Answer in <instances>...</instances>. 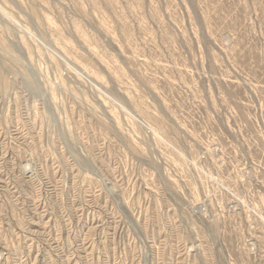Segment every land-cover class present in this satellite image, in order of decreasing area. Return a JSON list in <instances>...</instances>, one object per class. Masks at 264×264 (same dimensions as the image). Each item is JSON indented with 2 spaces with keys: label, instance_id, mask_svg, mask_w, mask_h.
<instances>
[{
  "label": "rangeland",
  "instance_id": "obj_1",
  "mask_svg": "<svg viewBox=\"0 0 264 264\" xmlns=\"http://www.w3.org/2000/svg\"><path fill=\"white\" fill-rule=\"evenodd\" d=\"M0 264H264V0H0Z\"/></svg>",
  "mask_w": 264,
  "mask_h": 264
}]
</instances>
